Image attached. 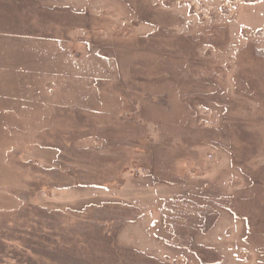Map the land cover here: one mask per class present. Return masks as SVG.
<instances>
[{
  "label": "rangeland",
  "instance_id": "rangeland-1",
  "mask_svg": "<svg viewBox=\"0 0 264 264\" xmlns=\"http://www.w3.org/2000/svg\"><path fill=\"white\" fill-rule=\"evenodd\" d=\"M0 264H264V0H0Z\"/></svg>",
  "mask_w": 264,
  "mask_h": 264
}]
</instances>
